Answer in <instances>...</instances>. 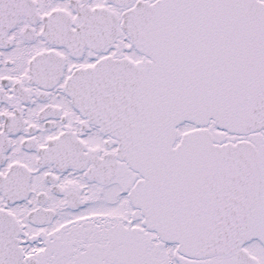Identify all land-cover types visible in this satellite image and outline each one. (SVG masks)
Masks as SVG:
<instances>
[{"label":"snow or ice","instance_id":"6c2138e0","mask_svg":"<svg viewBox=\"0 0 264 264\" xmlns=\"http://www.w3.org/2000/svg\"><path fill=\"white\" fill-rule=\"evenodd\" d=\"M0 264H264V0H0Z\"/></svg>","mask_w":264,"mask_h":264}]
</instances>
